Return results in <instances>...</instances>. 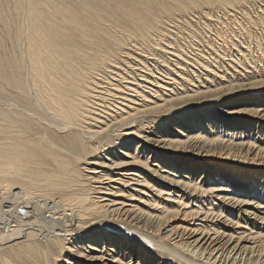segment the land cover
<instances>
[{
    "label": "bare ground",
    "instance_id": "obj_1",
    "mask_svg": "<svg viewBox=\"0 0 264 264\" xmlns=\"http://www.w3.org/2000/svg\"><path fill=\"white\" fill-rule=\"evenodd\" d=\"M245 3L0 0V264H264V62L163 73L125 51L165 16ZM212 101L222 117L188 109Z\"/></svg>",
    "mask_w": 264,
    "mask_h": 264
},
{
    "label": "rangeland",
    "instance_id": "obj_2",
    "mask_svg": "<svg viewBox=\"0 0 264 264\" xmlns=\"http://www.w3.org/2000/svg\"><path fill=\"white\" fill-rule=\"evenodd\" d=\"M188 13H190V12H188ZM188 13H179L177 15L178 16L177 18L172 17V19H169L168 16H165L164 21H166V23H164V25L161 28L164 31L163 36H162V34L159 35L158 32H155L151 36H149V38L151 40H148L147 44H143L142 42H140V43H142V44H140L136 41L139 44L138 46H136L137 43L135 42V39L131 38L132 40L131 39H129V40H131L132 42H130L129 40L127 41L129 47H128V45H125L126 46L125 51L128 50L127 52H129L130 54L132 53L131 56L136 55V57H142V58L146 57V59L150 61L149 67H151L152 65L154 66L155 62H156L155 63L156 65H158L160 63L159 65L161 68H163V70H162L163 73H164V71L167 70V67H168V71H169V69H171V70L175 69L177 71L178 70L180 71V66L177 67V65H175V63L177 61L182 60V58L183 59L187 58L188 60L189 59L192 60L198 56H201L202 60L207 61L208 64H211V67L213 69L217 70L221 74L226 75V77H233V76L238 75V74L240 75L239 71H242V69L239 68L237 63L240 62V58L242 59V57H243V59H246V55H245L246 53H247V58H250V59L256 58L257 62H262V61L264 62V54H263L264 49L262 51L258 46V42H259L262 44V46L264 48V26H263L264 25V20H263L264 19V0H246L245 4L231 6V7H228L227 9L226 8L222 9L219 6H217V7L216 6H210V8L209 7H203V8L191 11L190 14H188ZM2 22H3V16H1V14H0V39H2V41L1 40L0 41L3 44V35H4L3 30L4 29H3V23ZM169 24H171V25H169ZM183 32H184V34H183ZM189 33H190V36H189ZM170 36H171V38H170ZM1 43H0V50H1V53L3 54V52H2L3 51V45ZM157 43H159L161 45L158 44V46H157ZM140 45H145V47H149V48H155V49L157 48V50L154 49V51L156 52L155 53L156 55L153 56V55L149 54V53H153V52H151L152 50L147 51V54H145V52L143 50H141L143 48ZM159 46H160V48L162 47L163 49L162 50L159 49L158 48ZM127 48H129V49H127ZM167 50H168V52H167ZM163 55L170 64L169 65L167 62V66H165V68H164V65L163 66L161 65V64H163L161 62V59L164 58ZM252 55H253V57H252ZM147 56H149V57H147ZM178 56L180 58H178ZM260 57L262 60H260ZM170 61H172V62H170ZM236 61H237V63H236ZM232 65H233V67H231ZM217 66H219V67H217ZM235 66L237 69L234 68ZM181 67L184 68V69H181V71L188 73L186 75L190 74L189 76H192L193 79L194 78L198 79V76H202L200 78V80H202L204 82H205L206 78L209 79L208 72L205 70L201 69L199 72V69L194 68L192 65H187V66L185 65L184 67L183 66H181ZM151 68H153V67H151ZM226 70H227V72H226ZM162 71H161V73H162ZM222 71L223 72L225 71V72L223 73ZM229 72H230V74H228ZM1 80H2V78H0V105H3L2 104L3 103V81H1ZM204 82L202 84H204ZM197 83L198 82H196V84ZM227 92H229L228 89L224 91L225 94L223 93L224 94L223 96H220L221 98H219L218 102H229L231 100H233V101L240 100V98L244 97V96L242 97L241 95L246 93L245 91L237 92L239 94V96H237L238 94L236 93L237 97L232 99L231 93L230 92L227 93ZM263 94L264 93H261V95H263ZM229 95H230V97H229ZM251 96H253V94H249V96L247 98H250ZM194 107H195V109H193V111H195L197 113H202L205 110H208V111L213 110L214 113H219V115L221 117L223 116L222 112H219V110H218L219 105H216L215 101L206 103V106H204V105L201 106V104L197 105L193 102V103H191V105L189 106L188 109L190 110V108H194ZM238 108L239 109L244 108V106H241ZM178 114L179 113H177V115H173V113H170V115L166 116L164 120H167L168 118L172 119L173 117L176 118L178 116ZM212 117H213V119H217L215 116H212ZM234 117H236V116H234ZM222 121H224V120H222ZM159 123H153L152 122L150 124L151 127L149 126L148 130L149 131L159 130V132H162V133L163 132L166 133L167 130L170 131V128L168 127L170 125V123H163L162 122L161 125L158 126ZM227 125H230V122L228 123V121L226 120L225 125H223V128L225 129ZM174 128H175V126H174ZM172 129L173 128L171 127V130ZM171 133L169 132L170 136L174 135L178 132H176V130H175V133H173V132H171ZM177 147H178V150H172L173 152L170 150L171 152H169V153H173V154L176 153L178 155L189 153L187 151L190 149L189 147L188 148H183V147L181 148L180 145ZM118 171L119 170H116V172H118ZM136 188L138 189V187H136ZM127 202H128V204H136V201H127ZM197 222L198 221H196V223ZM104 261L106 262L107 260H104Z\"/></svg>",
    "mask_w": 264,
    "mask_h": 264
}]
</instances>
